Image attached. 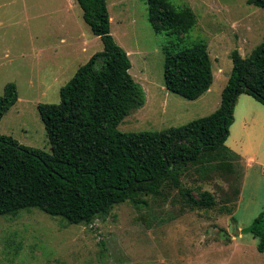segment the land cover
<instances>
[{
  "label": "rangeland",
  "instance_id": "374dc122",
  "mask_svg": "<svg viewBox=\"0 0 264 264\" xmlns=\"http://www.w3.org/2000/svg\"><path fill=\"white\" fill-rule=\"evenodd\" d=\"M190 7L188 32L158 33L147 0H107L111 32L130 51L133 77L145 104L119 124L122 131L162 130L214 112L233 68L231 52L248 56L264 39V8L247 0H171ZM203 40L213 63L211 87L196 99L167 89L165 47ZM76 0H0V95L8 82L19 97L0 120V132L51 152L38 103H58L60 90L97 51ZM226 140L236 159L206 158L186 166L181 185L160 196L113 205L91 223H69L38 208L0 216V264H264L259 238L244 228L264 209V104L238 96ZM209 191L213 206H190L184 190Z\"/></svg>",
  "mask_w": 264,
  "mask_h": 264
},
{
  "label": "trees",
  "instance_id": "16d2710c",
  "mask_svg": "<svg viewBox=\"0 0 264 264\" xmlns=\"http://www.w3.org/2000/svg\"><path fill=\"white\" fill-rule=\"evenodd\" d=\"M103 49L79 66L60 90L58 103H38L51 152L20 143L0 132V216L38 208L69 223H91L113 205L131 200L146 204L144 195L160 196L164 187L181 185L186 166L207 160L236 159L226 145L240 94L264 104V39L243 56L231 52L232 72L220 106L211 114L162 130L122 131L119 124L145 104L142 85L130 72L129 53L111 32L107 0H77ZM149 19L158 33L188 32L197 22L190 7L171 0H147ZM264 8V0H247ZM167 45L164 81L167 89L189 99L205 93L214 79L208 45ZM17 84L6 83L0 95V120L16 104ZM192 208L213 206L209 191L194 196L184 190ZM259 238L264 251V209L244 228Z\"/></svg>",
  "mask_w": 264,
  "mask_h": 264
},
{
  "label": "crops",
  "instance_id": "0c3cea01",
  "mask_svg": "<svg viewBox=\"0 0 264 264\" xmlns=\"http://www.w3.org/2000/svg\"><path fill=\"white\" fill-rule=\"evenodd\" d=\"M72 1H73V0H72ZM76 1H77V0H76ZM110 17H111V20H112V16H111V15H110ZM127 52H128L129 55H130V51L128 50ZM12 107H13V106H12ZM12 107H11V108H12ZM235 119H236V114H235Z\"/></svg>",
  "mask_w": 264,
  "mask_h": 264
}]
</instances>
